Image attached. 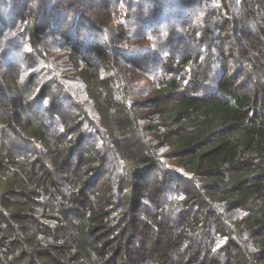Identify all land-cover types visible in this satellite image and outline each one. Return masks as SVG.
<instances>
[{
	"label": "trees",
	"instance_id": "1",
	"mask_svg": "<svg viewBox=\"0 0 264 264\" xmlns=\"http://www.w3.org/2000/svg\"><path fill=\"white\" fill-rule=\"evenodd\" d=\"M13 1L0 264H264V0Z\"/></svg>",
	"mask_w": 264,
	"mask_h": 264
},
{
	"label": "rangeland",
	"instance_id": "2",
	"mask_svg": "<svg viewBox=\"0 0 264 264\" xmlns=\"http://www.w3.org/2000/svg\"><path fill=\"white\" fill-rule=\"evenodd\" d=\"M33 1L35 3L36 1H39V0H33ZM15 6H16V2H14L13 0H6V1L0 0V13H1V15H3V17H6L7 16V12L6 11H8L10 8H13ZM33 9H34V11H33ZM36 10H37V8L35 6L33 8L31 7V9H30V11L34 12V13H35ZM119 10L122 13L123 12V7L120 6Z\"/></svg>",
	"mask_w": 264,
	"mask_h": 264
}]
</instances>
